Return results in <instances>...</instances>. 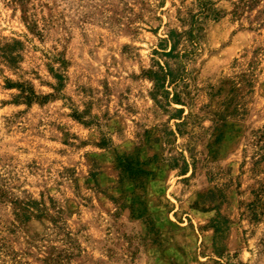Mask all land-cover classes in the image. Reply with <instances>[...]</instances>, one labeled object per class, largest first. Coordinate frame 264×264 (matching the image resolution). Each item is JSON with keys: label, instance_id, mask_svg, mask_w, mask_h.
I'll return each instance as SVG.
<instances>
[{"label": "rangeland", "instance_id": "1", "mask_svg": "<svg viewBox=\"0 0 264 264\" xmlns=\"http://www.w3.org/2000/svg\"><path fill=\"white\" fill-rule=\"evenodd\" d=\"M203 1L180 106L198 0H0V264H264V0Z\"/></svg>", "mask_w": 264, "mask_h": 264}, {"label": "trees", "instance_id": "2", "mask_svg": "<svg viewBox=\"0 0 264 264\" xmlns=\"http://www.w3.org/2000/svg\"><path fill=\"white\" fill-rule=\"evenodd\" d=\"M198 12L191 15L189 19V29L185 31H178L177 29H169L162 37L158 38V43L154 53L165 58L173 59L179 65L177 70H172L169 66L161 65L156 62L157 69L149 70L146 73V77L155 83V87L162 88L165 91L166 96H169L168 88L174 90L173 96L168 99L171 104L184 106L180 95L176 93L177 82L182 79L185 74V68H183L184 60L190 57L197 47L199 46L200 32L202 31V22L208 18L217 19L219 14L214 9L210 1L198 0ZM182 47V48H181ZM187 47V48H186ZM65 63L64 60H62ZM53 74V78L57 82L55 91H59L62 85L63 77L60 74ZM169 86H164L163 83L167 82ZM181 81V80H180ZM176 84V85H175ZM20 93L17 98L23 100L22 102L30 105L32 103H45L48 99L53 98V95H37L33 89L23 88L22 85H17ZM181 112V110H180ZM129 165V164H127ZM17 206V212L19 215L24 217L36 216L41 217L47 214V209L43 204L28 199L26 201L15 202ZM142 214V213H141ZM219 227L215 225L214 233H218Z\"/></svg>", "mask_w": 264, "mask_h": 264}]
</instances>
